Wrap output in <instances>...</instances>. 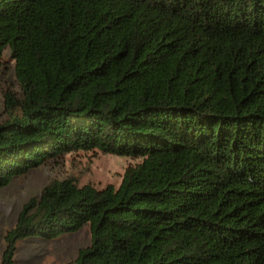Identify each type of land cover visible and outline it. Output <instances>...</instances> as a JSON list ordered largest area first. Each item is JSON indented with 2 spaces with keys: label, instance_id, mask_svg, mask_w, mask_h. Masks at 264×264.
Masks as SVG:
<instances>
[{
  "label": "trees",
  "instance_id": "16d2710c",
  "mask_svg": "<svg viewBox=\"0 0 264 264\" xmlns=\"http://www.w3.org/2000/svg\"><path fill=\"white\" fill-rule=\"evenodd\" d=\"M5 48L0 187L71 151L140 161L117 187L50 181L1 264L84 224L67 264H264V0H0Z\"/></svg>",
  "mask_w": 264,
  "mask_h": 264
},
{
  "label": "rangeland",
  "instance_id": "374dc122",
  "mask_svg": "<svg viewBox=\"0 0 264 264\" xmlns=\"http://www.w3.org/2000/svg\"><path fill=\"white\" fill-rule=\"evenodd\" d=\"M18 89L14 61L5 48L0 59V123L10 115L5 107V95L17 96ZM139 161L138 157L99 150L71 151L48 159L0 187V264L6 248V231L15 224L22 205L37 197L50 181L72 177L79 185L89 184L96 189L107 185L117 187L124 170ZM90 239L88 224L53 239L28 238L17 243L12 264H67L74 260L80 248L90 244Z\"/></svg>",
  "mask_w": 264,
  "mask_h": 264
}]
</instances>
